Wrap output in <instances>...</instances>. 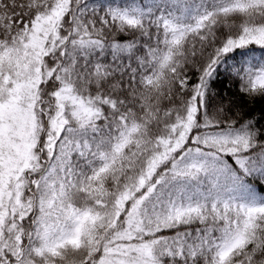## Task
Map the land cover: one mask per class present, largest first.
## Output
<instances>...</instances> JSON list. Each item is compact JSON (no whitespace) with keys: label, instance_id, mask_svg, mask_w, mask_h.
Listing matches in <instances>:
<instances>
[{"label":"snow or ice","instance_id":"obj_1","mask_svg":"<svg viewBox=\"0 0 264 264\" xmlns=\"http://www.w3.org/2000/svg\"><path fill=\"white\" fill-rule=\"evenodd\" d=\"M0 264H264V0H0Z\"/></svg>","mask_w":264,"mask_h":264}]
</instances>
